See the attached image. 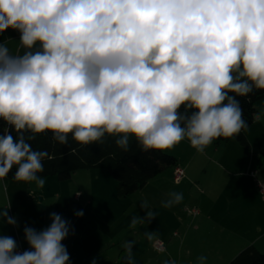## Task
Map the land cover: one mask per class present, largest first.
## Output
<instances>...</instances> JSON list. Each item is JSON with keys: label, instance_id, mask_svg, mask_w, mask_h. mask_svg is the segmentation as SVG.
<instances>
[{"label": "clouds", "instance_id": "clouds-1", "mask_svg": "<svg viewBox=\"0 0 264 264\" xmlns=\"http://www.w3.org/2000/svg\"><path fill=\"white\" fill-rule=\"evenodd\" d=\"M8 29L25 51L0 43V120L16 133L0 134V179L15 167L14 180L44 186L49 154L30 142L46 132L60 145L110 136L125 152L131 138L163 152L187 140L202 153L249 127L236 97L264 90V0H0V34ZM182 200L173 191L162 206ZM10 207L0 216L16 226ZM141 208L133 227L157 215L147 201ZM50 219L41 231L25 226L22 253L0 235V264H69L70 224ZM134 244L122 245L127 264Z\"/></svg>", "mask_w": 264, "mask_h": 264}, {"label": "rangeland", "instance_id": "rangeland-1", "mask_svg": "<svg viewBox=\"0 0 264 264\" xmlns=\"http://www.w3.org/2000/svg\"><path fill=\"white\" fill-rule=\"evenodd\" d=\"M257 111L260 119L246 131L251 146L245 148V152L248 154L257 151L259 156L264 149V100L258 104ZM165 151L175 154L180 164L193 154L183 142ZM181 166L184 168V165ZM174 169H164L144 189L126 199L117 196V183L106 170H79L68 181L46 177L42 188L37 187L35 182L0 181V213L10 204L8 215L16 218L17 225L20 227L21 224H26L37 231L50 226V213L61 215L70 224L69 235L62 242L70 256L69 264H92L94 258L96 264H121L119 254L125 251L122 245L133 240L138 244L133 245L132 249L136 264H163L165 260L188 264L187 258L181 256L178 247L175 256L169 258L166 252L158 254L153 248L157 239L166 242L169 234L174 237V233L180 232L179 226L189 212L188 209L198 210L193 201L200 193V188L197 193L193 185L190 187L186 182L182 184L183 180L176 183ZM259 169L255 166L252 170ZM204 170L193 165L190 174H212L211 171ZM209 177L213 179V176ZM4 185L7 187H3ZM173 191L183 194L182 202L172 207H163L162 202ZM77 193H80L78 198ZM143 201H147L148 208L157 215L150 222L146 220L133 227L134 217L146 218L147 209L141 208ZM79 211L83 212V216L76 215ZM0 223L7 224L3 216H0ZM0 226L1 233L3 225ZM145 232H154V238L149 241L144 235ZM103 243H110V246H106L97 255L89 256L91 249ZM170 244L167 243L166 249ZM192 247L199 251L201 246L194 243Z\"/></svg>", "mask_w": 264, "mask_h": 264}, {"label": "crops", "instance_id": "crops-1", "mask_svg": "<svg viewBox=\"0 0 264 264\" xmlns=\"http://www.w3.org/2000/svg\"><path fill=\"white\" fill-rule=\"evenodd\" d=\"M19 38V32L8 29L0 34V43L7 45L10 54L22 55L25 49L20 45ZM247 139L249 141L248 136ZM182 142L193 151L189 158L181 159L184 168L175 154L166 152L174 155L178 159V165L185 170V178L181 183L186 182L190 187L193 185L197 193L200 188V193L193 201L199 215L194 216L188 212L181 221L180 232L174 233V237L168 235L167 241L171 244L166 249V256L174 257L178 247L188 264H197L200 256L207 257L206 264H229L251 245L264 253V200L248 173L255 166L258 168V152L246 154L245 148L248 147L241 146L235 140L220 146L213 142L202 153L191 147L187 140ZM193 165L204 168L205 172L211 171L212 174H190ZM209 176H213V179ZM258 178L264 181V166L258 170ZM0 225H3L0 235L13 237L17 242L18 252L29 250L24 238L26 224H21L20 227ZM194 243L201 246L199 251L192 247ZM137 245L135 242L134 246ZM106 246H110V243L94 247L89 251V256L99 254ZM120 256L121 253V261Z\"/></svg>", "mask_w": 264, "mask_h": 264}, {"label": "trees", "instance_id": "trees-1", "mask_svg": "<svg viewBox=\"0 0 264 264\" xmlns=\"http://www.w3.org/2000/svg\"><path fill=\"white\" fill-rule=\"evenodd\" d=\"M236 99L240 103L244 119L251 127L256 120L254 116L258 114L257 106L264 100V90H255L247 97L237 96ZM5 128H8L14 137L16 136L11 127L0 120V134H3ZM247 129L238 136L221 137L213 142L216 146H220L235 140L241 146L249 147L250 144L246 136ZM30 143L34 150H46L49 154V157L44 161V172L39 175L44 178L56 177L59 181H68L79 170H106L117 183V196L120 199L129 198L144 189L164 169L179 166L178 159L166 151H143L135 138H131L130 150L127 152L117 148L114 138L110 136H106L101 144L81 146L69 138L67 145H60L53 140L52 133L46 132L37 135L36 139ZM263 164L264 149L259 155L258 168H261ZM15 171L14 167L7 178L0 179V181L14 180ZM120 257L121 264H127L124 250ZM229 264H264V253L251 245L242 250Z\"/></svg>", "mask_w": 264, "mask_h": 264}, {"label": "built area", "instance_id": "built-area-1", "mask_svg": "<svg viewBox=\"0 0 264 264\" xmlns=\"http://www.w3.org/2000/svg\"><path fill=\"white\" fill-rule=\"evenodd\" d=\"M174 170H175L174 171L175 172V182L179 183L185 178V171L180 166L176 167ZM250 176L255 181L256 187H257L262 199L264 200V181H262L258 178V171L257 170L251 171ZM79 196H80V193H77L76 197L78 198ZM189 213H191L194 216H197V215H199V210H197V209L189 210ZM153 248L158 254H163L166 252V242L163 240L157 239L153 244ZM158 249H162V251H158Z\"/></svg>", "mask_w": 264, "mask_h": 264}]
</instances>
